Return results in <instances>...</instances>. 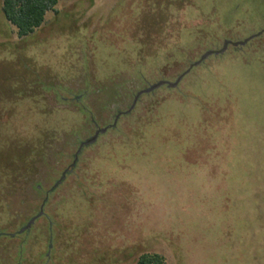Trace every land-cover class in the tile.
<instances>
[{"label":"rangeland","instance_id":"1","mask_svg":"<svg viewBox=\"0 0 264 264\" xmlns=\"http://www.w3.org/2000/svg\"><path fill=\"white\" fill-rule=\"evenodd\" d=\"M1 3L0 264H134L144 253L167 264H249L241 203L249 194L234 195L235 167L225 165L233 157H208L206 142L192 155L170 143L163 156L141 150L162 144L163 134L174 138L173 130L186 140L206 106L223 134L216 144L249 134L250 197L264 202V0H59L57 13L23 39ZM259 33L193 67L177 90L140 96L81 150L43 216L17 234L71 166L79 141L126 112L132 91L174 82L206 52ZM15 173L23 178L9 185Z\"/></svg>","mask_w":264,"mask_h":264},{"label":"trees","instance_id":"2","mask_svg":"<svg viewBox=\"0 0 264 264\" xmlns=\"http://www.w3.org/2000/svg\"><path fill=\"white\" fill-rule=\"evenodd\" d=\"M58 1L59 0H2L1 13L4 19L6 20V22L9 23V25H11L15 29L17 38L23 39L32 35L36 30H38L44 24L45 16L47 13L49 12L54 14L57 13L56 6L58 4ZM178 86L173 89L167 88L166 86L163 87H166L167 89L170 90H177ZM136 93L137 90L132 91L131 96H135ZM81 100H82L81 97H77L76 103H79ZM205 102L207 101L204 102L201 101L202 105H204ZM204 108L205 110L203 111L205 113H204L203 121L198 125H195L193 122L189 123L188 125L189 134L186 140H182L180 133H177L176 131L173 130L175 135L174 138H173V134L172 137L170 138H169V134L167 135L163 134V136H161V139H159L162 142V144L157 143V146L154 143L143 145V149L141 150L142 155L144 157H147L149 155H157V156L167 155V147L164 146L167 143L173 144L172 149L174 153L177 154L180 153L181 155H183L182 153L185 154L187 152L188 154L192 155L196 152L191 150L197 149L199 145L202 144L201 142H206V148L201 153L207 154L208 157L214 156L216 159L221 158L222 161L225 160L226 162L228 161V158L233 157L232 158L233 160L227 162V164L225 165L228 167H232V166L235 167V170L233 171L235 172V179H237V181L235 182V185L233 184V188H232L236 192L234 193V195L243 197L249 194L248 199L245 200V198H243L241 202L242 205H244V207L247 208L248 210L247 213L249 216V264H264V247L261 244V240H263V233H264V202H263V197L261 195L257 196L258 197L257 202L250 197L251 183L249 182V177L251 175L250 173L251 168L249 164L250 162L249 134L247 136H244L242 132L243 129L241 128L242 130L241 131L239 130L236 133V136H234L237 137V139L234 140L235 141L234 144H231L229 141L224 144H216V139L220 138V136H223V134H221L219 130L215 131L214 125L210 124L211 123L210 119L212 118H209L208 117L209 115L207 113L208 112L212 113L211 111L212 109L207 108L206 106ZM85 109L86 108L82 107V111L86 113ZM88 115L94 127L96 128L97 126L92 118V115L90 113H88ZM192 120L193 119H191V121ZM226 135L225 136L230 139L233 137L231 133L230 134L227 133ZM80 143L81 141H79V144ZM48 148L46 147L43 150L44 151L48 150ZM259 148L262 149V147ZM185 149L186 152H184ZM170 153L171 156L174 155V154L172 155V152ZM261 158L262 155L260 156V160ZM260 163H262V160L260 161ZM24 164L26 166V169H29L28 161H24ZM22 178H23L22 174L15 173V175L12 176L11 181H9L10 182L9 185H14L18 183V181L21 180ZM228 181L229 180H226V182ZM52 193L46 194L47 201L45 205L48 203V198ZM5 196H7L5 195V193L0 192V203L2 202L3 199H5L3 198ZM241 203L237 201L236 204L238 207H240ZM242 211H246V209L242 208ZM238 221L240 222L241 220L239 219ZM5 232H6L5 228H0V234H2V236H4ZM134 264H167V263L165 261V258L158 253H144L138 257V259L135 261Z\"/></svg>","mask_w":264,"mask_h":264},{"label":"water","instance_id":"3","mask_svg":"<svg viewBox=\"0 0 264 264\" xmlns=\"http://www.w3.org/2000/svg\"><path fill=\"white\" fill-rule=\"evenodd\" d=\"M261 33L257 34V35H253L249 38H247L246 40L242 41V42H236V43H231L229 41H226L224 42L223 44V47L221 50L219 51H209V52H206L201 58L199 61L195 62L194 64H192L187 71H185L183 74H181L174 82H167V81H159L153 85H150L148 86L147 88L143 89V90H140L136 93V95L134 96V99H133V102H132V105L131 107L126 111V112H118L115 116V119H114V122L111 126H108V127H105V128H102V129H97L95 132H94V135L91 136L90 138L86 139L85 141L81 142L79 144V147H78V150L76 151V153L74 154V159H73V162L71 164V166L66 169L60 179L54 184V186L49 190L48 194L49 193H52L59 185L62 184V182L64 181L66 175L68 173H70L72 171V169L75 167L76 163H77V160H78V156L79 154L81 153V150L85 147H88L90 145H92L93 143L96 142L97 138L99 135L101 134H104L108 128H114L116 123H117V120L118 118L121 116V115H127L131 112V110L134 108L137 100L139 99L140 96H142L143 94H148L150 92H153L154 90H157L163 86H166L167 88H176L178 86V84L180 83V81L182 80V78L187 74L189 73V71L193 68V67H196L198 66L199 64H201L202 61H204L206 58H208L209 56H212V55H219V54H222L226 49H227V46L228 45H232L234 47H239V46H244L245 44H247L250 40H252L253 38L257 37L258 35H260ZM47 201V197L45 198V200L43 201L41 207H40V210H39V213L34 216L33 218H31V220L27 223L26 226H24L23 228H21L17 234H23L25 232H27L31 225L35 222V220H37L38 218L42 217L43 216V208H44V205ZM2 236V234H0V237ZM11 237H13V235H10Z\"/></svg>","mask_w":264,"mask_h":264}]
</instances>
